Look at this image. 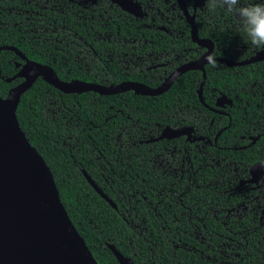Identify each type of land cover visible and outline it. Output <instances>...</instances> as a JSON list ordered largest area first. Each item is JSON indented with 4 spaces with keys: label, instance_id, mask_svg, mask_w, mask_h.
Returning a JSON list of instances; mask_svg holds the SVG:
<instances>
[{
    "label": "flooded vegetation",
    "instance_id": "obj_1",
    "mask_svg": "<svg viewBox=\"0 0 264 264\" xmlns=\"http://www.w3.org/2000/svg\"><path fill=\"white\" fill-rule=\"evenodd\" d=\"M16 1L18 7H8L7 11L24 17L26 28L22 32L36 38L49 36L54 43V58L58 56L63 64L68 62L76 75L85 74L96 81L81 80L84 83L108 86L135 82L156 88L176 69L213 52L217 63L205 62L203 73L205 68L216 70L264 62V49L251 45L241 30L239 17L225 8L208 7L206 0ZM256 2L264 0H240V6ZM187 20L192 21L201 44L192 41ZM204 44L210 45L209 50ZM255 56L261 60L231 65ZM16 57L18 61L8 62L13 63L17 73L23 61ZM191 71L200 74L194 82L202 109L182 101L177 110L166 113L171 123L156 125L151 130L154 135L142 141L165 142L150 167L171 180L170 185L181 183L174 198L173 190L158 193L164 192L163 199L170 196V202L179 205V214L194 230L193 241L213 242L201 232L212 224L231 230L242 228L241 239L249 249L254 246L260 264H264V97H255L260 91L264 96V79L239 87L247 97L240 108L238 102L233 103V97L217 92L215 87L203 90L205 73L198 97L202 73L186 72ZM245 105L249 106L243 110ZM239 108L241 126L236 127L234 123L240 121L233 115ZM164 128L182 131L174 137L164 132L167 138H159ZM158 158H163L164 166L155 163ZM208 186L213 189L207 190ZM189 194L193 197H186ZM181 247L195 251L185 244ZM198 257L202 254L198 253Z\"/></svg>",
    "mask_w": 264,
    "mask_h": 264
},
{
    "label": "trees",
    "instance_id": "obj_2",
    "mask_svg": "<svg viewBox=\"0 0 264 264\" xmlns=\"http://www.w3.org/2000/svg\"><path fill=\"white\" fill-rule=\"evenodd\" d=\"M18 5L16 0H0V47H14L26 59L50 67L62 82H96L85 74L76 75L68 62L63 64L58 56L54 58V43L49 36L24 34V17L7 11ZM12 59L18 61L14 53L0 51L1 98L20 82L5 81L16 73L13 63L8 62ZM204 73L203 90L215 87L217 92L233 97V103L238 102L241 108L247 97L238 89L264 79V62L216 70L205 68ZM199 79L198 72H186L156 96L131 91L101 96L91 92L61 93L38 78L20 95L15 110L19 128L50 170L60 202L97 264H117L107 245L134 264H260L254 246L249 249L241 239L242 228L231 230L212 224L200 230L203 237L213 242L193 241L194 230L179 214V205L170 202V196L163 199L164 192L158 193L173 190L174 198L181 183L170 185L171 180L150 167L165 142L142 141L154 135L151 130L156 125L171 123L165 115L177 110L182 101L202 109L195 95L194 80ZM262 93H255V97L263 98ZM240 108L231 114L238 121L242 116ZM234 126H241V121ZM82 171L115 209L95 193ZM191 194L186 197H193ZM230 232L236 234L232 236ZM181 244L195 251L184 250Z\"/></svg>",
    "mask_w": 264,
    "mask_h": 264
},
{
    "label": "water",
    "instance_id": "obj_3",
    "mask_svg": "<svg viewBox=\"0 0 264 264\" xmlns=\"http://www.w3.org/2000/svg\"><path fill=\"white\" fill-rule=\"evenodd\" d=\"M126 10V9H125ZM127 11V10H126ZM191 39L197 44L194 26ZM209 50L210 45H205ZM18 56L23 64L6 82L20 78L21 82L10 88L4 98L0 97V264H97L78 235L62 206L52 175L42 157L35 151L20 130L15 117L19 97L27 91L36 79H41L61 93L91 92L98 95H114L131 91L134 94L156 96L167 90L173 80L188 70H200L204 80L202 59L176 69L160 86L150 88L140 83L125 82L118 85H96L77 80L62 82L53 70L27 60L16 48L0 47ZM261 60L255 56L242 65ZM46 75V77H44ZM182 131V130H181ZM180 130L164 128L159 138L168 132L171 137L179 136ZM167 138V137H165ZM89 186L110 207L114 204L82 172ZM107 248L117 264H134L122 256L112 245Z\"/></svg>",
    "mask_w": 264,
    "mask_h": 264
},
{
    "label": "clouds",
    "instance_id": "obj_4",
    "mask_svg": "<svg viewBox=\"0 0 264 264\" xmlns=\"http://www.w3.org/2000/svg\"><path fill=\"white\" fill-rule=\"evenodd\" d=\"M208 7L225 8L239 17L241 30L247 36L252 46L264 49V3H251L240 6V0H206ZM207 63L215 65V53L204 57Z\"/></svg>",
    "mask_w": 264,
    "mask_h": 264
},
{
    "label": "rangeland",
    "instance_id": "obj_5",
    "mask_svg": "<svg viewBox=\"0 0 264 264\" xmlns=\"http://www.w3.org/2000/svg\"><path fill=\"white\" fill-rule=\"evenodd\" d=\"M149 137L150 136H147L146 138H149ZM155 163L160 164L161 166H164V164H165L163 158H158L157 160H155Z\"/></svg>",
    "mask_w": 264,
    "mask_h": 264
},
{
    "label": "bare ground",
    "instance_id": "obj_6",
    "mask_svg": "<svg viewBox=\"0 0 264 264\" xmlns=\"http://www.w3.org/2000/svg\"><path fill=\"white\" fill-rule=\"evenodd\" d=\"M44 77H46V75Z\"/></svg>",
    "mask_w": 264,
    "mask_h": 264
}]
</instances>
